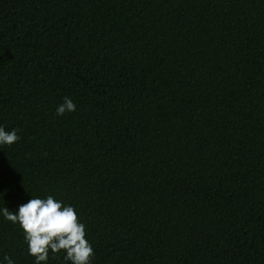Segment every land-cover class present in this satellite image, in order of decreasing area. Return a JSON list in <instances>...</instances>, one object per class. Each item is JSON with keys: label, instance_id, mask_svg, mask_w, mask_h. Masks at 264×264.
Instances as JSON below:
<instances>
[{"label": "trees", "instance_id": "1", "mask_svg": "<svg viewBox=\"0 0 264 264\" xmlns=\"http://www.w3.org/2000/svg\"><path fill=\"white\" fill-rule=\"evenodd\" d=\"M0 125V206L72 205L91 264H264V0H0Z\"/></svg>", "mask_w": 264, "mask_h": 264}, {"label": "clouds", "instance_id": "2", "mask_svg": "<svg viewBox=\"0 0 264 264\" xmlns=\"http://www.w3.org/2000/svg\"><path fill=\"white\" fill-rule=\"evenodd\" d=\"M76 111L71 98L65 97L55 109V115ZM20 139L18 129L0 125V149ZM7 191V190H5ZM0 218L17 226L23 234L27 255L33 264H48L49 253L63 252L65 264H91L93 248L85 235V225L78 219L74 207L53 195L30 196L10 209L0 206ZM0 264H15L8 255L0 257Z\"/></svg>", "mask_w": 264, "mask_h": 264}]
</instances>
